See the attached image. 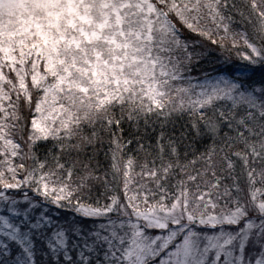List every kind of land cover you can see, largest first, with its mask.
Instances as JSON below:
<instances>
[{
  "label": "snow or ice",
  "instance_id": "6c2138e0",
  "mask_svg": "<svg viewBox=\"0 0 264 264\" xmlns=\"http://www.w3.org/2000/svg\"><path fill=\"white\" fill-rule=\"evenodd\" d=\"M0 264H264V0H0Z\"/></svg>",
  "mask_w": 264,
  "mask_h": 264
}]
</instances>
